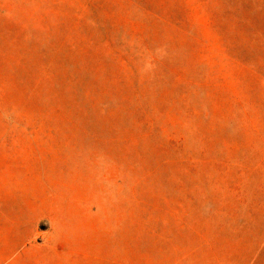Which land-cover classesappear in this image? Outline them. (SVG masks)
Returning <instances> with one entry per match:
<instances>
[{
  "label": "rangeland",
  "instance_id": "rangeland-1",
  "mask_svg": "<svg viewBox=\"0 0 264 264\" xmlns=\"http://www.w3.org/2000/svg\"><path fill=\"white\" fill-rule=\"evenodd\" d=\"M0 264H264V0H0Z\"/></svg>",
  "mask_w": 264,
  "mask_h": 264
}]
</instances>
